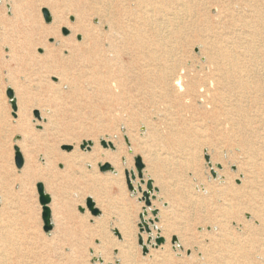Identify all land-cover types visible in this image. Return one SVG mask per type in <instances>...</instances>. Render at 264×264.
<instances>
[{
  "label": "rangeland",
  "instance_id": "rangeland-1",
  "mask_svg": "<svg viewBox=\"0 0 264 264\" xmlns=\"http://www.w3.org/2000/svg\"><path fill=\"white\" fill-rule=\"evenodd\" d=\"M208 6L205 13L210 24L219 26V9L210 3ZM44 11L49 15L48 22ZM0 15L7 23L0 26L3 236L12 239L30 264L35 257L43 258L47 264H122L120 250L129 251L131 259L139 264H154L152 260L158 259L156 256L165 247L172 264H208L203 249H214L219 241L220 227L215 224L224 201L218 193L226 187L242 189L246 167L241 151L220 137V114L215 112L212 120L200 102L187 96L160 98L154 104L134 93L111 103H98L96 98L82 100L85 103L62 102L46 89L58 83L51 71L68 55L60 44L66 41L79 45L83 41L81 33L73 32L78 25L77 15L101 32H107L108 27H100L99 18L90 16L88 0H0ZM4 40L14 45L17 54L26 53H19L24 58H38L40 66L13 61L10 45ZM180 55L202 60L197 45L189 44ZM16 90L26 92L29 101L23 117L18 113ZM251 110L257 115L256 131L264 133V109L255 105ZM225 128L224 136L228 130ZM87 141L92 145L81 149ZM101 141L111 143L113 149L103 148ZM68 145L73 147L71 151L63 150ZM98 150L119 153L118 167L101 171L100 166L107 161L93 157ZM17 151L23 161L20 169L15 165ZM214 155H220L222 160H215ZM137 157L143 161L142 171H148L145 175L159 190L154 197L150 194L149 205L137 189V178L131 180L134 191L127 185L125 173L133 171L137 175ZM217 165L221 167L217 169ZM39 183L51 198L53 229L49 233L42 230V207L36 189ZM140 187L145 190L143 184ZM87 199L99 209L98 216H92L87 209ZM245 208L246 205H237L232 210L234 216L231 213L223 219L224 229L235 237L257 224L251 210ZM153 212L158 220L154 221ZM123 223L130 230L126 239L117 231ZM166 224L184 229L189 245L183 246L179 234L171 232L168 237L162 235L163 243L156 247V235H161ZM6 256L9 264V255ZM15 258L12 255V260Z\"/></svg>",
  "mask_w": 264,
  "mask_h": 264
},
{
  "label": "bare ground",
  "instance_id": "bare-ground-1",
  "mask_svg": "<svg viewBox=\"0 0 264 264\" xmlns=\"http://www.w3.org/2000/svg\"><path fill=\"white\" fill-rule=\"evenodd\" d=\"M209 3L219 9V26H212L205 13ZM88 13L98 17L99 26H107L108 31L101 32L77 15L78 25L73 32L81 33L83 41L79 45L66 41L60 44L68 55L51 71L58 83L48 85L46 92L71 104L92 98L98 103H111L132 93L144 96L151 104L160 98L187 96L200 102L212 120L215 112L220 114V137L241 151L246 167L242 189L226 187L218 193L224 201L215 224L220 227L219 241L214 249H203V257L208 264H264V133L256 131L257 115L251 110L255 105L264 109V0H88ZM58 17L55 13L54 19ZM6 24L0 18V26ZM3 43L10 45L11 58L16 63L40 66L38 58L26 59L19 55L26 53L17 54L12 43ZM189 44L200 47L201 61L180 55ZM16 99L19 116L23 117L29 106L26 92L16 90ZM225 126L226 136L222 133ZM118 156L119 153L98 150L93 157L117 168ZM228 157L232 160V156ZM214 158L222 160L220 155ZM145 172L148 173L144 170L142 175ZM145 176L143 185L152 181L154 197L159 190ZM234 205H246L257 223L246 227L238 237L224 229L223 219L232 213ZM3 230L0 227V264H7V254L9 264H30L12 239L3 236ZM117 231L125 239L130 235L124 223ZM171 232L179 234L183 246L189 245L184 229L172 224L164 225L161 235L156 236L168 237ZM165 248L152 263L172 264ZM14 254L16 258L12 260ZM120 257L122 264H139L131 259L129 251L120 250ZM32 259L33 264H47L41 257Z\"/></svg>",
  "mask_w": 264,
  "mask_h": 264
},
{
  "label": "water",
  "instance_id": "water-1",
  "mask_svg": "<svg viewBox=\"0 0 264 264\" xmlns=\"http://www.w3.org/2000/svg\"><path fill=\"white\" fill-rule=\"evenodd\" d=\"M44 17H45V20L48 22L49 21V15H48L47 11H44ZM79 39L80 38L78 37V40ZM8 96L11 99L13 111H16V105H15L11 91H9ZM13 115H15V114H13ZM101 145L103 148L109 147L110 149H113V146L111 143L106 144L104 141H101ZM90 146H91L90 142L89 143L83 142L80 147H81V149H86V148L89 149ZM71 149H72L71 146H64L63 147V150H66V151H71ZM22 164H23V161H22L21 155L17 151L16 158H15V165L18 169H20L22 167ZM143 167H144V165H143L141 159L139 157H137L135 159V169H136V173H137L136 177H135V174L133 173V171H131L130 174H128V172H126L125 176H126L128 188L131 191H134V189L131 185V180L135 181L136 178L139 180L140 184L137 185V189L139 192H141V194L145 200L146 205H149V197H150V194L152 191V181L147 180L145 182V190L142 191L140 185L144 184L143 175H142ZM100 170L101 171H111L112 168L109 164H104V165L100 166ZM129 175H130V177H129ZM36 189H37L39 204L42 207V212H41V220H42V224H43L42 230L45 233H49L53 229V225L51 223V212L49 209V204L51 203V198L48 194L45 193L44 187L41 183L37 184ZM86 207L92 216H98L99 215L100 211L95 207V204L93 203V201L91 199L86 200ZM155 214L156 213L153 212V215H155ZM174 242H175V238L172 239V243H174ZM161 243H163V238L157 237L155 239L156 247L159 246ZM144 250H146V248H144Z\"/></svg>",
  "mask_w": 264,
  "mask_h": 264
}]
</instances>
